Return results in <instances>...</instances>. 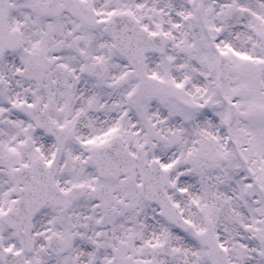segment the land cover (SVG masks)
I'll list each match as a JSON object with an SVG mask.
<instances>
[{
	"label": "snow or ice",
	"instance_id": "6c2138e0",
	"mask_svg": "<svg viewBox=\"0 0 264 264\" xmlns=\"http://www.w3.org/2000/svg\"><path fill=\"white\" fill-rule=\"evenodd\" d=\"M0 264H264V0H0Z\"/></svg>",
	"mask_w": 264,
	"mask_h": 264
}]
</instances>
